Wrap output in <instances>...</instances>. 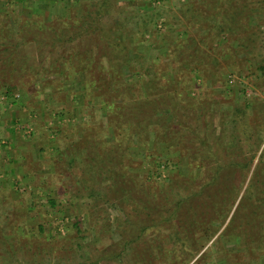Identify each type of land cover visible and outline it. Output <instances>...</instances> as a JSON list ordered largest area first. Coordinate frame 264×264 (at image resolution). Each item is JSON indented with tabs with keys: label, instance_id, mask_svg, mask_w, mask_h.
Wrapping results in <instances>:
<instances>
[{
	"label": "rangeland",
	"instance_id": "1",
	"mask_svg": "<svg viewBox=\"0 0 264 264\" xmlns=\"http://www.w3.org/2000/svg\"><path fill=\"white\" fill-rule=\"evenodd\" d=\"M199 1L108 0L93 36L81 35L63 53L51 50L52 32L39 26L63 18L72 25L85 13L84 6L74 0H0V56L13 60L2 62L5 70L0 71V108H7L0 143L10 164L0 183V264H264V201L259 202L254 187L246 192L253 172L264 190V141L249 159L250 169L241 173L239 194L233 189L229 201L224 192L211 193L208 182L199 192L190 183L182 188V179L201 176L206 181L213 174L211 168H197L187 155L195 152L189 145L193 135L161 139L152 123L144 136L135 134L124 144L126 119L115 116L114 104L106 106L103 90L94 89L86 71L77 72L84 66L81 60H70L75 53L84 59L89 50L101 52L95 44L99 27L107 37L127 43L132 39L127 48L109 45L118 57L130 59L115 67L123 70L119 76L128 84L138 88L139 72L164 68L163 79L177 87L185 79L187 102L200 98L205 118L199 122L217 130L221 112L230 115L243 104L250 114L262 116L256 128L264 135V0L245 19L260 32L252 53H245L238 41L215 37L211 42L219 40V45L209 50L210 69L179 75L172 45L185 31L197 30L188 29L179 10ZM230 5H241V0ZM226 16L223 10L222 19ZM39 33L46 41L25 43L22 52L21 36ZM60 56L63 69L55 68ZM185 136L191 140L177 146L175 139ZM244 145L243 157L248 158ZM217 174L224 183L232 180L240 187L237 175L225 170ZM243 193L241 210L228 224ZM221 195L225 201L219 203ZM218 205L222 210L216 215ZM228 206L232 208L226 212ZM211 217L212 227L205 223ZM210 228L216 230L208 233Z\"/></svg>",
	"mask_w": 264,
	"mask_h": 264
},
{
	"label": "trees",
	"instance_id": "2",
	"mask_svg": "<svg viewBox=\"0 0 264 264\" xmlns=\"http://www.w3.org/2000/svg\"><path fill=\"white\" fill-rule=\"evenodd\" d=\"M107 1L108 0H74L77 5L80 3L84 6L85 13L81 14L79 18L78 16L73 15L76 16V19H73V22L71 21L72 25L70 22L67 23L63 18L61 19L64 20L62 22H55V24L52 22H49V24L45 22L43 23L44 25L42 24L39 26L41 31L45 32L46 30H50L52 32L51 36L48 38L51 41V50L57 47L64 53V48L67 43L69 44V42L77 41L81 35L93 36L91 34L104 15ZM216 1L219 2V0H213L212 2L210 0H200L197 4H184L180 8L179 12L182 16L181 20L184 21L183 23L186 24L188 29L196 28L197 30L194 33L192 30H190L189 33L185 31L184 35L186 36L182 37L177 44L172 45L173 48L171 54L174 56V64L179 75L182 73H185L184 75H192L193 73L200 74L201 72H207L210 69L212 66L210 63L212 62L209 61V50H212L216 45H219V42H217L219 40H216L214 43L211 42L215 37L224 36L233 41H238L239 46L245 51V53H252L254 51L255 43L259 38L258 35L260 32L255 27L247 26V21L245 19L253 14L255 6L259 1L241 0V5L235 7L230 5V3L235 0H220L217 5ZM211 4L215 6V9ZM223 10L227 13V16L224 19H222ZM26 20L29 22V18H26ZM76 20H78V22ZM116 25L117 24L115 23V26ZM69 27H71L72 30L69 29ZM110 30L112 31V28L107 29V31ZM120 32L123 33L122 30ZM96 33H100L95 44L101 52L98 53L97 51L96 53H93L89 50L88 53H84V59L81 57L80 53H75L74 56L70 57V60L75 58V60L77 59V63H79L78 60H81L80 65L84 66H82V69L79 68L77 72L86 71L87 75L91 76L90 78L87 77L88 82H94V89L103 90L100 95L105 97L104 101L107 102L106 106L114 104L115 107L112 109H116L114 112L115 116L126 119V123H122L121 128L123 133L128 135L124 138V144L132 142L135 134L144 136V128L149 127L152 123L157 124L158 129L156 133L158 136H161V139H167L168 135H173L175 138L176 135H188V133H191L193 135V140L195 141H192L189 145L194 146L193 150L195 152H190L187 155L191 159V162L195 163L197 168H211L213 174L209 180L207 179L206 181L204 180L206 177L202 178L201 176L191 179L190 177L188 179H182L184 183L182 188H186V185L190 183L188 186L193 188L195 185L199 192L201 186L204 185L203 183L208 182L209 186L211 185L209 188L211 193H215L211 189H216V193L224 192L227 195L228 201L233 189H235V194H239L238 191L239 188H241V173L243 171L247 172L250 169V160L254 158L255 152L264 141V135L262 133L260 134V131L258 133V128H256L260 126L261 123L259 117L262 116L258 117L257 113L250 114L247 111V106L241 104V106L233 109L230 112V115L221 112L222 115L219 117V129L216 130L213 126L210 127V124H207L205 121L203 122L206 124H202L198 120L202 117L205 118V111L199 109L201 108V100L196 97L193 102H187L188 95L186 92V86L183 83L185 79H182L180 87H177L175 83H171L169 80H166V78L163 79L165 76L162 72L164 68L159 73L157 71L158 68L156 67L157 70L151 68L150 71L143 70L144 72H139L140 79L142 77L140 87L138 86L137 88L135 85L128 84L124 78L119 76L123 70H120L119 68L116 69L115 67H120L123 64L126 65L130 59L124 57V55L118 57V52L111 51L109 45L114 44L115 49H117V46L118 49L121 47L127 48V45H133V40L130 39L127 43L124 38L123 42H121L122 39L119 41L107 37L105 34L106 31H102L100 27L95 31V34ZM29 37L30 36H26V34L21 36L22 41L20 42V46H22V52L25 51V43L32 40L38 42V39L46 41V38L41 36L40 33L35 36L36 38ZM91 39L93 38L91 37ZM46 44L48 45L49 43L45 42V45ZM166 49L167 48H165V50ZM169 50H166L165 52L168 53ZM231 50L236 53L239 52L237 49L231 48ZM2 57L3 56H0V71L4 66L3 63H13V60L6 62V60L9 59L8 56H5L3 60ZM63 57L64 56H60L57 59L58 64L60 65L57 66L56 64L55 68L62 67L61 64H63V61H61V59H63ZM53 64L54 63L51 65ZM71 66H76V63H72ZM260 69L263 70L264 66H260ZM144 75L146 77H144ZM15 86L16 85L13 87ZM10 90L11 88L7 86V97ZM226 115H228L227 118ZM120 134L121 133L119 132V135ZM181 139L183 140L179 141L178 138L175 139L177 146L183 144L184 141L189 139V137L185 136ZM244 142L249 147L247 150L249 152L248 156L250 157L248 158L245 156L243 157L244 149L242 146H246L244 145ZM240 143L241 146H238ZM115 146H119V144H116ZM221 157L222 159L219 160ZM219 161L223 163H220ZM223 170L226 172L228 171L230 175H237L239 177L240 187H238L237 183L232 180L225 181V183L221 181L217 172ZM256 175V172H253L247 185L246 192H252V188L254 187L258 190L259 202H263L264 190H261L258 186L262 183L254 180L256 179ZM179 181L181 182V179H179ZM201 191L200 193H202ZM245 193L241 196L242 201L237 203L235 214L228 224H232L238 216V211L241 210V205L244 202L243 200L247 196ZM218 198L220 199L219 203L225 201L223 195ZM232 206H228L226 212L229 211V208H232ZM220 209L221 207L218 205L217 210H215L216 215L219 213ZM223 214L225 215L224 212L221 215ZM214 219L215 217H211L205 220V223H209L212 227ZM203 221L200 222L201 225ZM75 226L77 227V223H75ZM206 230L209 233L216 229L210 228ZM192 243L194 244L195 241ZM196 247L197 246L195 245L192 253L195 252ZM10 251L13 253V246H11Z\"/></svg>",
	"mask_w": 264,
	"mask_h": 264
},
{
	"label": "crops",
	"instance_id": "3",
	"mask_svg": "<svg viewBox=\"0 0 264 264\" xmlns=\"http://www.w3.org/2000/svg\"><path fill=\"white\" fill-rule=\"evenodd\" d=\"M2 110H0V132L1 129H3V127L6 125V121H5V105L2 106V108H0ZM10 128V127H9ZM0 142H4L3 140H0ZM2 143H0V183H3L5 181V179H7V175L4 176L5 173V169L10 167V164H6V157H5V146L1 145ZM14 147V146H12ZM13 148H9V151L12 150ZM3 171V172H2Z\"/></svg>",
	"mask_w": 264,
	"mask_h": 264
}]
</instances>
